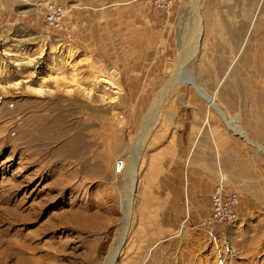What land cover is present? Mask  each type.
Listing matches in <instances>:
<instances>
[{
    "label": "rangeland",
    "instance_id": "1",
    "mask_svg": "<svg viewBox=\"0 0 264 264\" xmlns=\"http://www.w3.org/2000/svg\"><path fill=\"white\" fill-rule=\"evenodd\" d=\"M51 6L60 11L53 23ZM261 55L264 0H174L168 10L148 0H0V264H103L108 253L91 247L127 217L111 264H264ZM101 75L115 87L95 84ZM63 110V125L82 119L85 138L76 123L57 135L47 128ZM111 130L122 141L112 163L119 178L99 174L105 159L69 154L107 155L91 132L100 143ZM219 184L238 195L232 223L210 219ZM87 205L112 223L98 233L48 228Z\"/></svg>",
    "mask_w": 264,
    "mask_h": 264
},
{
    "label": "bare ground",
    "instance_id": "2",
    "mask_svg": "<svg viewBox=\"0 0 264 264\" xmlns=\"http://www.w3.org/2000/svg\"><path fill=\"white\" fill-rule=\"evenodd\" d=\"M189 1H191L193 3V5L194 4L196 5V2H198V0H189ZM258 62H259L258 66H260V65L264 66V57L262 55H261L260 59H258ZM179 75L182 76L183 83L188 84L192 89H195L198 93H200L199 92V88L197 87L196 81L194 80V78H192L190 76H185L186 74L182 73V70H179ZM93 81H94L95 84L103 83V84H107V85H110L112 87H115L114 83H112V81H110L107 77H105L103 75L97 76ZM102 100H104L103 97H102ZM206 100H207V102L210 105H212L213 107L215 106V108H216V105L214 103V99H212L211 97H208ZM74 106L82 108L81 103H79L77 101L74 102ZM93 111H94L93 115H94L95 119L101 121L102 118L100 116L99 110L95 109ZM218 111H220V110H218ZM220 114L225 118L227 124L232 129L234 134H238V135L242 136V132H241L239 126H238L237 120L235 119V121H232V118H229V117L225 116L221 111H220ZM68 117H71V114L69 112H67L66 110L61 111L59 113V115L57 116L58 119H56L55 121H53L51 123H48L47 124V128L55 130V135H57L59 133H62V130H68L69 126H73L76 123L77 125H80L81 135H82L83 138H85V136L88 135V134L86 132V125H85V123H82V119L79 118V119H76V121H73L70 124L63 125L64 124L63 121L65 120V118H68ZM115 118H116V116H115ZM84 121H85V119H84ZM94 122H96V121H94ZM143 122H144L143 125L146 127V129H148L147 127L150 125V124H148L149 123L148 118H144L142 123ZM136 126H137L136 123L132 125V129H131V133L132 134L136 133ZM94 134H95V131L91 132V135H92V138H93V139H91V142H93L94 144H97V145L100 144L101 146L104 145L105 149L106 148L109 149L108 152H107V155L100 154L99 156H95V157L87 156L86 149L84 147L81 148V149L76 147V148H74L73 150H71L69 152L70 156L79 157V158H85L86 160L87 159L88 160L91 159L92 161H96V162H100L101 160L105 159L104 161L107 160V164L105 166L99 167V171H98L99 174L102 175V176H111L113 178L114 177L115 178H119V177H116V174L114 172H112V163H113V160L116 158L117 152L119 151L120 147L122 146L121 137H119L117 135L118 133L116 132V130L113 131V132L111 130V132L109 134L104 135L103 137H101L102 138L101 140L103 142L97 143L96 142V138H94L96 134L95 135ZM134 151L135 150L132 149L130 151L129 156L125 157V164H124V167H123V176L125 178L124 185L126 184V190L124 192L125 193L124 194V198L121 200V203H122V207H123L122 209H123L124 215H126V217L129 215V212H130L131 194H130L129 189H130V187H132L131 185H132V182L134 181V176H135V173H136L135 172V164H136L137 158L134 155ZM91 181H92V179H91ZM110 197L117 202V200H118L117 198L118 197L116 198L115 195H110ZM119 202H120V200H119ZM115 206H116V204L114 206H112V208L109 209L110 213H113L111 211H114ZM81 208H84L83 210H86L87 212H85V211H81V213L80 212L77 213V212H73V211L64 212V213L58 215L56 218L53 217V218H55L56 221H54L53 223L50 222L51 226H48V228H51L50 230H55L56 231L59 228V227H57L59 225H61L64 230L65 229H69V228H77V229L80 230V229H83V228L86 227V228L92 229L96 233H98L100 230L105 228L110 222L112 223L111 218H108V220H106L107 218L105 219V218H103V216L99 215V213L97 214V211L94 212L95 215L94 214H89L88 213L89 205H87L86 207H81ZM127 219H128V217H127ZM127 219L125 218L122 221L123 224H121V227L118 228L117 232L114 235L105 237V239L103 237L101 239L98 238L99 240L97 241V244L95 246L91 247V253H94V254H97V255H101L103 252H104V254L108 253L107 256H106L107 258L104 257L105 260L103 261V264H111L112 261L114 260V256L116 255L117 249H119L118 247H119V245H120V243H121V241L123 239L122 235L124 234V229L126 228V224H127L126 220ZM108 240H112L113 241V243L111 244L110 247H109V243L110 242H108ZM34 252H35V250H34ZM16 254L18 256V253H16ZM52 254H54V253L52 252ZM21 257H23V255H21ZM33 257H34V255H33ZM8 258H9V256H8ZM19 259H21V258H19ZM19 259H15V261L19 260ZM7 260L8 259H6V260L4 259L3 263L4 264H8ZM28 260L30 262V258ZM35 260L37 261V259H35ZM31 262H32V260H31ZM26 263L27 262H25V264Z\"/></svg>",
    "mask_w": 264,
    "mask_h": 264
},
{
    "label": "built area",
    "instance_id": "3",
    "mask_svg": "<svg viewBox=\"0 0 264 264\" xmlns=\"http://www.w3.org/2000/svg\"><path fill=\"white\" fill-rule=\"evenodd\" d=\"M156 8L168 10L172 7L174 0H148ZM48 20L55 22L60 15V11L55 6H51L47 12ZM222 183V182H221ZM238 195L234 190H227L222 184L217 185L211 200L210 219L217 224L232 223L238 216Z\"/></svg>",
    "mask_w": 264,
    "mask_h": 264
}]
</instances>
